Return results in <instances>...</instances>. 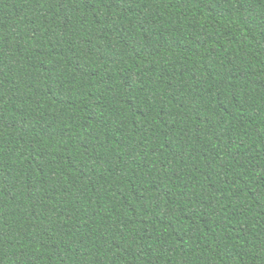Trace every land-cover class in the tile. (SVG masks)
I'll list each match as a JSON object with an SVG mask.
<instances>
[{"label": "trees", "instance_id": "1", "mask_svg": "<svg viewBox=\"0 0 264 264\" xmlns=\"http://www.w3.org/2000/svg\"><path fill=\"white\" fill-rule=\"evenodd\" d=\"M0 264H264V0H0Z\"/></svg>", "mask_w": 264, "mask_h": 264}]
</instances>
